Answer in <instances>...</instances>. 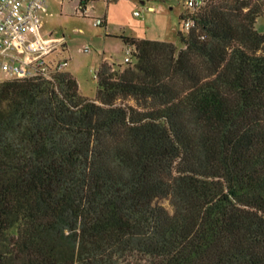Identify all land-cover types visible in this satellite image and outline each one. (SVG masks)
Returning a JSON list of instances; mask_svg holds the SVG:
<instances>
[{
    "label": "trees",
    "instance_id": "16d2710c",
    "mask_svg": "<svg viewBox=\"0 0 264 264\" xmlns=\"http://www.w3.org/2000/svg\"><path fill=\"white\" fill-rule=\"evenodd\" d=\"M179 18L94 100L66 60L0 82V264H264V0Z\"/></svg>",
    "mask_w": 264,
    "mask_h": 264
},
{
    "label": "rangeland",
    "instance_id": "374dc122",
    "mask_svg": "<svg viewBox=\"0 0 264 264\" xmlns=\"http://www.w3.org/2000/svg\"><path fill=\"white\" fill-rule=\"evenodd\" d=\"M147 4L156 8L161 7V12L152 14L149 21L146 20L149 16L145 15L142 18L133 15L134 11H139V4L134 0H117L110 3L108 8L101 2L94 3L93 18L102 17L110 9L108 23L113 30H117L115 31L117 35L108 36L105 35L104 28L94 27L91 24L92 19L75 15L69 5L62 12L54 9L53 15L44 21L45 30L51 32L52 37L59 39L64 37L66 50L53 51L45 60L53 62L67 60L69 67H66L65 71L69 70L76 80L80 95L94 100L97 94L94 78L101 59L122 64L125 48L130 49L125 46L121 38L178 42L177 34L181 30L179 16L185 9L182 3L179 0L167 2L150 0ZM146 27L149 29L147 30ZM74 28H80L83 35L75 33ZM256 28L264 32V18L256 22ZM84 47H88L89 50L84 52ZM3 78V73L0 72V82ZM163 204L169 209L167 202Z\"/></svg>",
    "mask_w": 264,
    "mask_h": 264
},
{
    "label": "built area",
    "instance_id": "2783aa9c",
    "mask_svg": "<svg viewBox=\"0 0 264 264\" xmlns=\"http://www.w3.org/2000/svg\"><path fill=\"white\" fill-rule=\"evenodd\" d=\"M49 0H0V72L8 79H25L36 76L49 79L52 68L47 67L45 58L62 47L60 38H43L40 35L42 20L39 11ZM183 5L195 11L205 0H181ZM86 5L79 3L76 11L84 15ZM143 11L154 12L153 6H146ZM135 17L141 11L133 13ZM93 26L102 25L101 19H93ZM184 29L188 30L192 22L186 19ZM88 47L83 51L87 52ZM130 49L126 48L123 63L129 62ZM67 62H59L55 68L62 70Z\"/></svg>",
    "mask_w": 264,
    "mask_h": 264
},
{
    "label": "crops",
    "instance_id": "0c3cea01",
    "mask_svg": "<svg viewBox=\"0 0 264 264\" xmlns=\"http://www.w3.org/2000/svg\"><path fill=\"white\" fill-rule=\"evenodd\" d=\"M116 1L117 0H96V1L90 2V3H88L86 5V7H85L86 11H85L84 15H82V14L77 13V11H76V7L79 4L77 0H49V1H47L46 5L39 11V16H40V18L42 20V27L40 28V35L43 38H52L51 32H48V31L45 30L44 21H45L46 18L51 17L53 15L54 9H57L60 12H62L66 8L67 5H69V8L72 9V11L75 13V15H80L82 18L92 19V21H93V19H101L103 21V25L101 27L104 28L105 35H107V36L108 35H117L116 34L117 32H115L117 30H113L111 28V26L109 25V23H108V21L110 19L109 18L110 9L108 10V12L103 14L102 17H97L96 16L95 18H93L94 3L101 2V3H103L106 6V8H108L110 3L116 2ZM134 1L139 4V11H141V15L139 17L144 18L145 15H146V17L149 16L148 18H146V20H148V21L151 19L150 17H152L151 16L152 14H156V13H158V11L161 12V7H158V8L154 7V12L143 11V9L146 6H151L150 4H147L148 2H150V0H134ZM162 1L163 2H167L168 0H162ZM134 12H136V11H134ZM91 24L93 25V22ZM119 27H121V26H119ZM146 29L148 30L149 27H146ZM73 31L75 33H77V34L83 35V31L80 28H74ZM123 35H126V34H123ZM61 39H62V47L60 48V50L65 51L66 50V40H65L64 37H61ZM138 40H143V39H138ZM125 50H126V48H125ZM102 60H105V59H101V61ZM105 61H107V60H105ZM66 67H69L68 62H67ZM66 72L70 73L69 70L66 71ZM3 76H4V78L2 80L8 79L4 74H3Z\"/></svg>",
    "mask_w": 264,
    "mask_h": 264
}]
</instances>
